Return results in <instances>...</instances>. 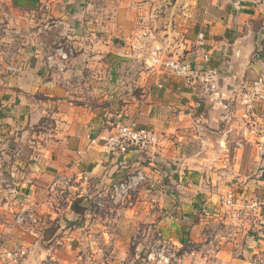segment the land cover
I'll return each instance as SVG.
<instances>
[{
	"label": "crops",
	"instance_id": "crops-1",
	"mask_svg": "<svg viewBox=\"0 0 264 264\" xmlns=\"http://www.w3.org/2000/svg\"><path fill=\"white\" fill-rule=\"evenodd\" d=\"M61 44L74 53L59 74L46 56ZM158 47L217 70L218 96L194 108L197 90L151 69ZM263 59L264 0H0V264H133L149 254L174 264H264V107L241 106L237 123L210 124L240 103L251 77H264ZM129 121L152 129L157 143L108 153L103 137ZM223 146L232 150L220 155ZM136 169L154 187L139 188L124 209L93 206L95 194ZM216 174L226 183L222 201L202 183ZM222 208L247 219H223ZM200 209L219 217L193 219ZM185 242L190 250L179 251Z\"/></svg>",
	"mask_w": 264,
	"mask_h": 264
},
{
	"label": "built area",
	"instance_id": "built-area-1",
	"mask_svg": "<svg viewBox=\"0 0 264 264\" xmlns=\"http://www.w3.org/2000/svg\"><path fill=\"white\" fill-rule=\"evenodd\" d=\"M204 32L200 31L197 34V47H203L205 44ZM73 48L68 44L58 45L52 49L46 56L48 68L62 73L67 63L73 55ZM178 57V56H177ZM172 60H164L151 53L150 67L159 68L166 77H173L181 80V82L192 87V90L198 91V99L193 104L194 108L201 107V101L205 96H218V72L214 68L201 67L196 62H191L184 58L178 57ZM203 60L209 61V56L203 54ZM161 87V84H156ZM264 79L262 76L256 78L246 93L245 102H248V107L251 108L254 102L264 101ZM115 134L103 137L106 141V151L108 153H120L123 155L132 154L135 151L147 150L154 146L158 137L156 133L149 128L138 127L134 121H129L125 124H116ZM154 180L148 176L143 170L136 169L125 175L119 180L112 181L103 194L98 193L94 197V203L100 210L107 209L116 211L124 209L136 200L138 190L141 186L154 187ZM233 202V201H232ZM230 203V205L232 204ZM229 205V206H230ZM161 258H164L159 254ZM154 255L149 254L148 260Z\"/></svg>",
	"mask_w": 264,
	"mask_h": 264
},
{
	"label": "rangeland",
	"instance_id": "rangeland-1",
	"mask_svg": "<svg viewBox=\"0 0 264 264\" xmlns=\"http://www.w3.org/2000/svg\"><path fill=\"white\" fill-rule=\"evenodd\" d=\"M109 3L110 2H108V4L107 5H109ZM154 13L155 14H158L157 12H155L154 11ZM140 18V17H139ZM135 21V22H134ZM133 22L134 23H136V24H138L139 26H141L144 22L142 21V19H140V20H134ZM154 19H150V25L153 27L154 25H155V23H154ZM188 21H189V18H187L186 19V21L184 22V24L186 25V26H188V24H189V26H191V27H194L195 28V25H193V24H191L190 25V23H188ZM199 25V24H198ZM197 25V26H198ZM162 26H164V28H166V26H167V29H172V31L176 28V25H175V23L174 22H172V21H168V22H166V23H162ZM179 26V25H178ZM18 36H19V34H17ZM225 35H227L228 36V38H233V37H235V34H234V31L232 30H228L227 32H225ZM180 37H184V33L180 36ZM172 39H176V36H172ZM175 41H177V40H174L173 41V43L175 42ZM196 43H197V40H196ZM62 45V44H61ZM152 52H154V54H155V56H157V57H159L160 56V58H164V60H172L171 59V57H173V58H178L177 56H172V55H162V54H164V48H163V51H162V49L161 48H156V49H154ZM151 52V53H152ZM204 54V53H203ZM187 60V59H186ZM263 61H264V59H263ZM69 62V61H68ZM68 64V63H67ZM151 69L153 70V72L154 73H156L157 71H160V69L159 68H155V67H151ZM263 69H264V67H263ZM261 71V70H260ZM64 72V71H63ZM62 72V73H63ZM60 74V73H59ZM155 75V74H154ZM257 75V74H256ZM160 76L162 77V78H169V77H166V76H164L163 74H160ZM262 78L264 79V77L262 76ZM177 79V78H176ZM255 79L253 78V77H251L250 79H249V81H247V83L244 85V87H243V91H242V98L239 100V102L240 103H238L237 105H235V100H232V102L231 103H233V104H231L229 107H228V109L229 110H227V112H222L221 111V109H220V112L218 113L220 116H218V114L216 113L215 115L217 116L216 118H214V119H212V120H214L213 122H212V120L210 121V124L211 125H216V126H218V127H220V126H222V125H225L226 123H230V124H232V123H234L235 121H236V123L238 122V118H236V116H238V113H239V109H240V107L242 106V109H244V110H249V107H248V102H245V98H246V93H248V91H249V88H250V86L252 85V82L254 81ZM263 91H264V89H263ZM241 100H242V102H241ZM257 104V106H260L261 108L262 107H264V101H262V102H254L253 103V105L252 106H254V104ZM238 108V109H237ZM197 109V108H196ZM187 111H189L190 113H191V108L190 107H188L187 109H186ZM229 111L230 112H232V114L229 116V117H223V116H225L224 114H227V113H229ZM200 112H201V114H203V115H207V110L206 109H201L200 110ZM222 116V117H221ZM247 120H248V123H250V119H246V122H247ZM209 123V122H208ZM235 123V124H236ZM260 123H264V122H260ZM242 124V123H241ZM256 128L257 129H259L260 128V126H258V122H256ZM205 125H206V127H207V129L208 130H204V134H202V135H205V133H209V129L211 130V127H209L206 123H205ZM243 125V124H242ZM261 130H263V128H261ZM261 132H263V131H261ZM243 137L242 138H244V135H242ZM206 138H208V137H206ZM232 140V139H231ZM243 140H245V139H243ZM246 141V140H245ZM155 146V145H154ZM153 147V146H152ZM151 147V148H152ZM202 148H203V146H202ZM149 149V148H148ZM208 149H210V146H208L207 144H205V149H203V153H205V155H207L208 153H207V150ZM231 151L232 150V148H224V146L222 147V149H220V150H218V151H220L218 154H220V155H222L223 153H225V152H227V151ZM133 153H135V152H133ZM132 153V154H133ZM207 153V154H206ZM217 166V165H216ZM213 167H215V165H212L210 168H213ZM216 168H223L222 166H218V167H216ZM133 171H135V170H133ZM197 175H201L200 173L199 174H197ZM219 176H218V174H216V176L214 177V179L211 181V179L210 180H206L205 178H204V180L202 181V183H203V185H205V186H207L208 188H214L216 191H217V193L220 195V201H222V197L221 196H223V194L224 193H220L221 191H222V186L223 185H226V183H225V180L224 179H220V185H218V178ZM216 178V179H215ZM209 182V183H208ZM144 186V185H143ZM142 187V186H141ZM150 187V186H149ZM233 201V196L231 195V194H227L226 196H225V198H224V205L226 206H229L230 205V203ZM233 205V202H232V204L230 205V206H232ZM239 208H235V212H234V214L232 215V212H230V214L228 213L227 214V209L226 208H222V211L220 212V217H222L223 219H227V220H245V219H247L246 217V215H243V214H239L238 212H236V210H238ZM119 214V213H118ZM208 217H210L209 215H207L203 210H201L200 209V211L199 212H197V215L195 214V216L193 217V219H199V218H208ZM219 216H212V217H210V218H218ZM254 216H252V218H253ZM256 217H254V219H255ZM221 224V223H220ZM223 225V224H222ZM206 229V228H205ZM209 230H210V232H214V230H222V231H224L225 230V228L224 227H215L214 225L213 226H209V228H208ZM171 233H173V232H171ZM183 235H185V236H187L188 237V239H189V237H190V229L189 228H187V231L186 230H184L183 231V233H182ZM174 247H175V244L174 243H168V245H167V250L168 251H174ZM190 247H191V244H190V242H185L184 244H183V246L179 249V251H189L190 250ZM176 251V250H175ZM178 251V250H177ZM151 252L153 253V254H155L156 252H157V248L156 247H154V245H152L151 246ZM168 253V252H167ZM169 254H170V252H169ZM164 257V256H163ZM144 261V260H143ZM141 259H137L136 260V262H134L133 264H174V263H176V260L174 259V257H170L169 255H165V257L164 258H161V256H158L157 254H156V257L154 256L153 258H151V259H149V260H146V261H144L143 262ZM181 264H189V261L188 260H184V262H182Z\"/></svg>",
	"mask_w": 264,
	"mask_h": 264
},
{
	"label": "trees",
	"instance_id": "trees-1",
	"mask_svg": "<svg viewBox=\"0 0 264 264\" xmlns=\"http://www.w3.org/2000/svg\"><path fill=\"white\" fill-rule=\"evenodd\" d=\"M109 185H110V184H109ZM108 187H109V186H108ZM108 187H107V188H108ZM107 188H106L105 190H107ZM105 190H104L103 192H98V193L103 194V193L105 192ZM98 193H97V194H98ZM97 194H95V196H96ZM77 203H78V201H74V203L72 204V208L75 209L76 211L79 210V207H78ZM74 204H76V207L74 206ZM93 206H94L97 210H100V209H98V208L96 207L94 201H93ZM75 210H74V211H75ZM104 210H105V209H104ZM100 211H102V210H100Z\"/></svg>",
	"mask_w": 264,
	"mask_h": 264
}]
</instances>
